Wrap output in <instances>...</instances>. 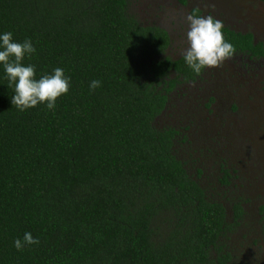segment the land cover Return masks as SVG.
Wrapping results in <instances>:
<instances>
[{
    "label": "trees",
    "instance_id": "16d2710c",
    "mask_svg": "<svg viewBox=\"0 0 264 264\" xmlns=\"http://www.w3.org/2000/svg\"><path fill=\"white\" fill-rule=\"evenodd\" d=\"M0 32L31 38L23 63L37 79L57 67L71 78L54 110L21 111L0 65V264H231L224 206L155 125L181 80L204 71L166 55L168 33L131 0H0ZM223 33L234 53L264 55L253 35ZM25 232L39 244L17 250Z\"/></svg>",
    "mask_w": 264,
    "mask_h": 264
},
{
    "label": "flooded vegetation",
    "instance_id": "af4514ba",
    "mask_svg": "<svg viewBox=\"0 0 264 264\" xmlns=\"http://www.w3.org/2000/svg\"><path fill=\"white\" fill-rule=\"evenodd\" d=\"M161 1L175 6L171 19L157 25L169 35L166 55L174 60L181 59L188 47L186 17L191 12L212 15L223 21L224 28L253 35L264 51V0ZM168 96L155 125L175 132L177 160L206 200L224 206L231 225V264H235L233 249L247 248V243L264 255V55L234 53L219 66L205 69L196 80H181ZM236 206L242 209L238 219ZM247 226L249 232H241ZM237 235L240 245H231Z\"/></svg>",
    "mask_w": 264,
    "mask_h": 264
},
{
    "label": "clouds",
    "instance_id": "9594fccd",
    "mask_svg": "<svg viewBox=\"0 0 264 264\" xmlns=\"http://www.w3.org/2000/svg\"><path fill=\"white\" fill-rule=\"evenodd\" d=\"M186 22L188 47L183 53V60L194 74L199 75L209 67L219 66L234 55V45L224 37L223 21L212 15L191 12ZM35 52L31 38L18 42L12 32H0V65L10 85H14L12 104L21 111L39 104H46L47 109L54 110L57 99L68 93L71 78L65 75L64 69L57 67L52 73L37 79L35 65L23 63L26 55ZM100 85V80H93L90 88L95 90ZM37 244L39 239L31 232H25L23 239L16 238L14 241L17 250H23L25 245Z\"/></svg>",
    "mask_w": 264,
    "mask_h": 264
},
{
    "label": "rangeland",
    "instance_id": "374dc122",
    "mask_svg": "<svg viewBox=\"0 0 264 264\" xmlns=\"http://www.w3.org/2000/svg\"><path fill=\"white\" fill-rule=\"evenodd\" d=\"M132 1V9L133 12L137 15V17L148 24L154 25H161L162 22L168 21L171 19L173 12L175 11V6L173 3L166 2L165 4L162 3L161 0H131ZM208 8V7H207ZM217 15H219L217 10ZM244 16V15H243ZM162 21V22H161ZM175 27V25H174ZM257 33V32H256ZM258 34V33H257ZM259 38L262 37L258 35ZM159 125L161 121H158ZM249 226L242 229L241 232L248 233ZM239 235V234H238ZM230 242V244H238L240 245L239 236ZM236 234L232 235L235 237ZM244 248L242 246H237L236 249H233V253L235 255V264H242V261H254L256 264H263L264 263V255H262V250H254L250 247V244L247 243ZM247 252V257L243 259L244 253ZM257 256V257H256Z\"/></svg>",
    "mask_w": 264,
    "mask_h": 264
}]
</instances>
